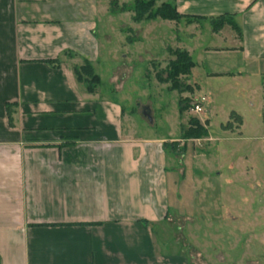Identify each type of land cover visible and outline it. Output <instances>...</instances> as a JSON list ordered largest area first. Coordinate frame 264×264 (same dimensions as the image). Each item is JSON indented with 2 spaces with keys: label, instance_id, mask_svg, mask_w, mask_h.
I'll use <instances>...</instances> for the list:
<instances>
[{
  "label": "crops",
  "instance_id": "1",
  "mask_svg": "<svg viewBox=\"0 0 264 264\" xmlns=\"http://www.w3.org/2000/svg\"><path fill=\"white\" fill-rule=\"evenodd\" d=\"M171 2L181 14L206 18L180 19L196 45L168 49H184L192 59L197 52L203 62L208 53L223 55L210 74L241 73L246 64L260 72L264 0ZM130 6L0 0V264H238L198 245L181 226L191 214L181 209L183 171L166 139L137 136L121 102L76 79L75 67L98 62L99 37L112 41L98 14L129 17L114 24L125 49L123 41L141 39ZM222 14H231L239 34L228 24L212 31L210 18ZM199 121L208 128V119ZM213 251L220 260H212Z\"/></svg>",
  "mask_w": 264,
  "mask_h": 264
},
{
  "label": "rangeland",
  "instance_id": "2",
  "mask_svg": "<svg viewBox=\"0 0 264 264\" xmlns=\"http://www.w3.org/2000/svg\"><path fill=\"white\" fill-rule=\"evenodd\" d=\"M171 1L157 0L156 6ZM98 20L112 33V41L109 44L99 37V59L93 65L102 81L97 87L126 107V119H133L137 136L166 139L173 164L183 171L178 188L181 209L191 214L181 226L198 245L224 252L228 262L264 264V65L261 73L254 64H246L239 66L241 73L210 74L207 69L218 68L223 55L208 53L203 62L195 52L198 65L187 76L178 77L191 90H171L167 65L175 55L168 46L197 42L183 20L179 24L160 18L139 21L141 39L132 45L123 41L126 49L137 52L128 55L132 60L123 57L127 52L121 45L122 35L114 30L115 22L129 21V17L113 14L107 19L98 14ZM201 30L202 40H208L210 24ZM199 93L207 101L202 113L195 114L189 108ZM145 106L149 117L142 113ZM191 118L208 119L206 137L181 139ZM217 254H211L213 261L220 260Z\"/></svg>",
  "mask_w": 264,
  "mask_h": 264
},
{
  "label": "trees",
  "instance_id": "3",
  "mask_svg": "<svg viewBox=\"0 0 264 264\" xmlns=\"http://www.w3.org/2000/svg\"><path fill=\"white\" fill-rule=\"evenodd\" d=\"M157 0H133L130 9L133 12V21H142L147 19H166L178 21L180 19H185L186 23H192L206 17L193 16L181 14L177 11L175 5L172 2H162L156 6ZM126 9V6H122ZM210 24L213 32L219 31L225 24H229L231 28L240 33L239 28L235 21H233L231 14H222L217 17L210 18ZM175 59L170 61L167 65V79L171 82V90L178 89L180 92L183 90H191L189 85L182 86L181 82L178 80L180 75H188L191 69L195 66V62L190 56V54L181 48H176L173 51ZM74 74L76 79L80 82L86 84V90L88 92H93L94 89L99 86L102 81L96 73H94L93 67L89 61L85 60L84 63L78 67L74 68ZM182 108H180L181 110ZM233 113L231 114V116ZM234 118L240 123V117L235 114ZM9 118L10 114H9ZM207 136V128L200 123L199 119L191 118L189 119L188 127L185 128L181 133L182 140L188 139H200ZM172 146V143H171ZM173 150H176L175 144L173 145Z\"/></svg>",
  "mask_w": 264,
  "mask_h": 264
},
{
  "label": "built area",
  "instance_id": "4",
  "mask_svg": "<svg viewBox=\"0 0 264 264\" xmlns=\"http://www.w3.org/2000/svg\"><path fill=\"white\" fill-rule=\"evenodd\" d=\"M205 97L201 95L196 100H194L189 108V110L195 114H200L203 111V102H205Z\"/></svg>",
  "mask_w": 264,
  "mask_h": 264
},
{
  "label": "water",
  "instance_id": "5",
  "mask_svg": "<svg viewBox=\"0 0 264 264\" xmlns=\"http://www.w3.org/2000/svg\"><path fill=\"white\" fill-rule=\"evenodd\" d=\"M142 113H143V115L149 117V114H150L149 107H147V106L143 107V112Z\"/></svg>",
  "mask_w": 264,
  "mask_h": 264
}]
</instances>
